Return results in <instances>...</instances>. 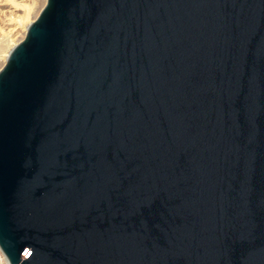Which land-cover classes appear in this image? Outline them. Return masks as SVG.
Masks as SVG:
<instances>
[{"label": "water", "instance_id": "1", "mask_svg": "<svg viewBox=\"0 0 264 264\" xmlns=\"http://www.w3.org/2000/svg\"><path fill=\"white\" fill-rule=\"evenodd\" d=\"M11 264H264V0H47L0 70Z\"/></svg>", "mask_w": 264, "mask_h": 264}, {"label": "rangeland", "instance_id": "2", "mask_svg": "<svg viewBox=\"0 0 264 264\" xmlns=\"http://www.w3.org/2000/svg\"><path fill=\"white\" fill-rule=\"evenodd\" d=\"M46 3L47 0H0V29L4 31L3 33L0 30V70L6 63L10 51L25 38L29 24L38 17ZM20 14L25 16L21 22L20 32L8 38L4 35L6 18Z\"/></svg>", "mask_w": 264, "mask_h": 264}, {"label": "bare ground", "instance_id": "3", "mask_svg": "<svg viewBox=\"0 0 264 264\" xmlns=\"http://www.w3.org/2000/svg\"><path fill=\"white\" fill-rule=\"evenodd\" d=\"M28 10L30 11V9H28ZM24 17L25 16L20 14V15L14 16V17L11 16V17L6 18V21H5L6 27H5V34L4 35H6L7 37L8 36L10 37V36H15L17 33H19L20 32V27H21V22H22L23 19H25ZM1 32L4 33L3 30H1ZM6 36H5V38H6Z\"/></svg>", "mask_w": 264, "mask_h": 264}, {"label": "built area", "instance_id": "4", "mask_svg": "<svg viewBox=\"0 0 264 264\" xmlns=\"http://www.w3.org/2000/svg\"><path fill=\"white\" fill-rule=\"evenodd\" d=\"M0 264H11L6 254L0 247Z\"/></svg>", "mask_w": 264, "mask_h": 264}]
</instances>
